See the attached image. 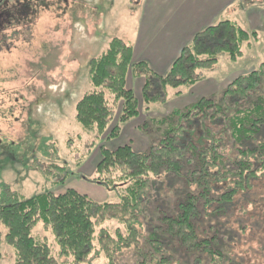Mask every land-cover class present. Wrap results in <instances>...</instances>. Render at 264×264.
I'll use <instances>...</instances> for the list:
<instances>
[{"label": "trees", "instance_id": "16d2710c", "mask_svg": "<svg viewBox=\"0 0 264 264\" xmlns=\"http://www.w3.org/2000/svg\"><path fill=\"white\" fill-rule=\"evenodd\" d=\"M254 34L230 20L208 26L181 49L164 75L153 73L144 62H133L132 47L113 37L105 50L90 60L91 89L77 101L76 119L99 136L108 131L105 139L116 137L122 124L139 115V98L126 85L129 71L144 75L141 98L148 109L151 102L163 101L162 90L167 85L189 86L200 80L199 71L211 67L221 50L236 58L241 53L240 45ZM263 74L264 62L259 69L236 76L217 96L201 97L166 116L144 121L142 131L156 123L153 131L158 134L145 150H135L128 144L112 150L100 146L94 180L118 190L119 202L99 203L67 189L28 198L14 196L0 203V222L14 248L15 264H58L60 257L69 264H81L93 251L96 225L104 219L116 220L123 231L118 227L115 238H110L103 228L101 245L139 252L134 264H185L176 262L170 254L177 245L194 254L193 264L200 253L210 260L214 255L221 256L222 250L212 246L217 233H205L213 227L204 226L206 219L224 212L222 204H233L238 192L251 187V180L264 176V97L244 102L256 92ZM209 115L224 117L216 131L207 124L191 129L194 119ZM114 116L117 122L109 130ZM225 147L229 151L224 154ZM165 173L181 180L185 194L168 208L155 207L148 213L149 187ZM141 216L146 223L144 234L134 226ZM39 223L53 234L54 252L33 232ZM147 241L153 243V248L148 246L150 253L141 251Z\"/></svg>", "mask_w": 264, "mask_h": 264}, {"label": "rangeland", "instance_id": "374dc122", "mask_svg": "<svg viewBox=\"0 0 264 264\" xmlns=\"http://www.w3.org/2000/svg\"><path fill=\"white\" fill-rule=\"evenodd\" d=\"M136 1L3 0L0 3V203L14 196L28 198L67 189L99 203L119 202L118 190L94 180L95 166L101 158L100 146L112 150L128 144L138 151L147 149L158 135L153 131L157 124L142 131L140 125L144 121L166 116L202 96H217L236 76L259 69L264 62V31L262 35L255 31L240 45L241 53L236 58L231 59L227 51L221 50L211 67L199 71L200 80L189 86L167 85L162 90L163 101L151 102L148 109L142 103L140 90L133 85L139 98V115L122 124L118 136L105 139L108 131L99 136L94 129L84 128L78 122L76 103L91 89L90 60L100 55L113 37L126 40L136 26L128 13V9L136 7ZM241 26L245 27L242 23ZM176 91L180 93L174 94ZM254 94L244 102L259 95L264 97V74ZM221 118L224 119L223 115L198 117L191 129L207 124L216 131L217 125L223 124ZM117 119L113 117L109 130ZM228 151V147L222 150L224 154ZM249 183L251 187L238 192L233 204H222L224 212L202 224L213 226L205 233H217L212 246L222 250L221 256L214 255L211 262L205 253H200L194 264H264V176ZM185 191L179 178L163 174L149 187L148 213L155 207L168 208ZM142 216L134 226L144 234L146 223ZM118 227L123 231L116 220L98 221L93 251L81 264H134L140 258L139 252L124 247L117 251L112 246L108 249L101 245L102 229L115 238ZM33 232L43 237L54 252L56 244L49 228L39 223ZM5 233L6 228L0 222V264H15V251ZM148 246L153 248V243L147 241L141 251L150 253ZM109 250L112 251L107 253ZM170 254L178 263L193 264L194 254L187 253L180 245L173 247ZM58 264L69 263L60 257Z\"/></svg>", "mask_w": 264, "mask_h": 264}, {"label": "crops", "instance_id": "0c3cea01", "mask_svg": "<svg viewBox=\"0 0 264 264\" xmlns=\"http://www.w3.org/2000/svg\"><path fill=\"white\" fill-rule=\"evenodd\" d=\"M134 3L136 7L128 9V13L136 26L126 40H121L132 47L133 62L146 63L157 75L169 70L181 49L198 32L220 21L230 20L240 26L242 23L244 29H253L261 35L264 31V0H137ZM239 13V18H232ZM129 74L127 87L133 90L136 85L141 95L144 75Z\"/></svg>", "mask_w": 264, "mask_h": 264}]
</instances>
